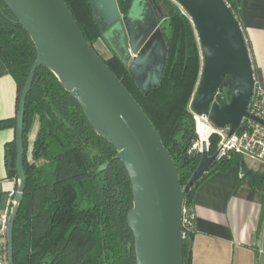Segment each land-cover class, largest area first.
<instances>
[{"label": "trees", "instance_id": "trees-1", "mask_svg": "<svg viewBox=\"0 0 264 264\" xmlns=\"http://www.w3.org/2000/svg\"><path fill=\"white\" fill-rule=\"evenodd\" d=\"M63 1L87 41L152 122L185 187L201 159L189 153L197 138L191 102L203 72L201 46L190 16L172 0H147L161 23L167 56L161 84L143 95L110 47L108 56L96 47L104 39L89 1ZM116 1L126 16L133 0ZM225 2L240 23L239 0ZM0 59L16 83L18 110L37 52L20 25L1 17ZM231 95V80L225 77L218 100L229 102ZM11 124L16 126V118L0 121V130ZM217 144L218 138L212 137L210 156L217 152ZM24 149L26 186L13 230L14 264H137L127 223L133 207L128 173L115 159V149L95 134L79 104L45 68L37 70L26 100ZM16 152L15 140L5 145L7 176L17 182ZM233 166L264 192V174L254 173L243 158L233 155L219 159L189 190L185 205L194 207L201 183ZM194 233L184 239V264H191L189 242Z\"/></svg>", "mask_w": 264, "mask_h": 264}, {"label": "water", "instance_id": "water-1", "mask_svg": "<svg viewBox=\"0 0 264 264\" xmlns=\"http://www.w3.org/2000/svg\"><path fill=\"white\" fill-rule=\"evenodd\" d=\"M103 39L128 67L143 95L162 82L167 47L160 22L147 0H133L123 16L116 0H88ZM188 13L196 30L203 72L191 104L218 129L234 135L244 119L264 127L248 112L254 94V67L241 24L225 0H172ZM0 17L20 25L37 52L16 114L17 191L7 226L8 264H14L13 230L24 199V117L38 69L49 70L83 111L95 134L111 145L132 186L127 223L133 233L137 264H184L182 213L189 190L218 161L203 143L201 159L185 187L169 151L138 102L85 38L63 0H0ZM135 56V58H131ZM225 77L228 102H216Z\"/></svg>", "mask_w": 264, "mask_h": 264}, {"label": "crops", "instance_id": "crops-1", "mask_svg": "<svg viewBox=\"0 0 264 264\" xmlns=\"http://www.w3.org/2000/svg\"><path fill=\"white\" fill-rule=\"evenodd\" d=\"M239 8L254 71L264 85V0H239ZM97 48L102 51L100 42ZM16 114L17 86L0 59V121L13 120ZM14 139L12 124L0 130V197L5 200L16 187L4 162L5 145ZM245 163L254 173L264 174V162ZM194 210L191 264H264V192L257 191L249 178L243 179L237 167L202 182L195 193Z\"/></svg>", "mask_w": 264, "mask_h": 264}, {"label": "built area", "instance_id": "built-area-1", "mask_svg": "<svg viewBox=\"0 0 264 264\" xmlns=\"http://www.w3.org/2000/svg\"><path fill=\"white\" fill-rule=\"evenodd\" d=\"M132 59L135 56L131 57ZM255 72V71H254ZM254 94L248 108L250 115L264 121V85L254 76ZM219 93L216 97V102H219ZM194 99V98H193ZM192 99V101H193ZM192 104V102H191ZM193 113V111H192ZM196 123V140L192 143L189 150L191 155L202 154L203 143L210 147L211 138L217 137V152H219L218 160L221 158H229L233 155L243 158L244 161L251 163L264 162V127L255 122L244 119L238 131L230 136L229 128L218 129L208 118L199 116L193 113ZM1 196V188H0ZM13 193L5 200L2 205L0 201V264H8V250H7V226L8 218L12 205ZM1 199V198H0ZM12 200V201H11ZM196 215L194 207L184 205L182 213V234L185 239L190 233L195 232Z\"/></svg>", "mask_w": 264, "mask_h": 264}, {"label": "rangeland", "instance_id": "rangeland-1", "mask_svg": "<svg viewBox=\"0 0 264 264\" xmlns=\"http://www.w3.org/2000/svg\"><path fill=\"white\" fill-rule=\"evenodd\" d=\"M98 43H99V42H98ZM98 43L95 44L96 47H98ZM100 43L102 44V47H103V48H102V51H101L99 48H98V49H99L102 53H106L105 55H107V56H108L109 54H112L111 51H110L109 48H108L107 43H106L104 40H100ZM99 46H100V45H99ZM16 183H17V182H16ZM16 191H17V187H15V190L12 192V193H13V197H14ZM2 193H3V192H2ZM13 197H12V200H13ZM0 198H1V197H0ZM7 199H8V197H7ZM1 200H2V201H1ZM12 200H11V201H12ZM0 201H1V204H2V205L5 204V199H4V197H2V198L0 199Z\"/></svg>", "mask_w": 264, "mask_h": 264}, {"label": "flooded vegetation", "instance_id": "flooded-vegetation-1", "mask_svg": "<svg viewBox=\"0 0 264 264\" xmlns=\"http://www.w3.org/2000/svg\"><path fill=\"white\" fill-rule=\"evenodd\" d=\"M112 53V52H111Z\"/></svg>", "mask_w": 264, "mask_h": 264}]
</instances>
